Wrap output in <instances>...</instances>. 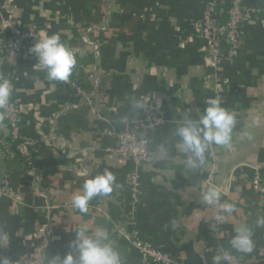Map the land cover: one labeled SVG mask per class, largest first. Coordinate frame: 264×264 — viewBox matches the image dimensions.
Masks as SVG:
<instances>
[{"label":"crops","instance_id":"0c3cea01","mask_svg":"<svg viewBox=\"0 0 264 264\" xmlns=\"http://www.w3.org/2000/svg\"><path fill=\"white\" fill-rule=\"evenodd\" d=\"M111 1L108 28L93 35L95 58L78 38L84 27L102 23L106 0H0V6L8 3L4 14L15 25L32 26L39 37L60 36L75 57L74 78L91 95L63 111L71 92L34 67L30 50L17 65H0V77L13 86L9 102L19 109L20 135L35 144L29 167L16 154L7 125L0 129V187L4 180L9 185L0 195V255L15 264L63 257L75 232L86 227L91 236L106 230L122 264H138L139 257L118 230H135L176 264H212L221 250L232 254V264H264V226L256 225L264 217V198L249 182L257 174L264 184V0H245L238 56L216 73L196 32L204 0ZM209 99L235 116L232 148L210 145L204 163L192 168L175 130L187 116L198 119ZM146 113L160 121L142 129L154 161L140 167L141 195L132 209V164L111 151L117 140L107 132ZM105 170L115 176L113 191L89 201L86 213L74 209L73 195ZM212 186L222 203L235 207L215 234L209 225L218 209L202 199ZM242 224L253 232L248 254L229 243ZM42 225L48 226L47 242L34 238Z\"/></svg>","mask_w":264,"mask_h":264},{"label":"built area","instance_id":"2783aa9c","mask_svg":"<svg viewBox=\"0 0 264 264\" xmlns=\"http://www.w3.org/2000/svg\"><path fill=\"white\" fill-rule=\"evenodd\" d=\"M226 0H204V10L202 17L196 25L197 36L204 42L203 53L208 60L209 67L216 73L219 65L225 60H232L238 56L242 41V24L246 20L247 12L244 6L245 0H229L228 9L223 5ZM107 12L101 24L88 25L82 29L79 35V43L92 50L95 58H98V43L93 39L94 34L105 31L109 26L112 14V1L106 0ZM8 3L0 6V65L6 63L10 66L17 65L28 53L35 39L39 38L36 29L32 26L15 25L4 14ZM4 30H8L12 36L6 39ZM95 86H97V79ZM73 97L63 111L76 109L83 105L91 95L84 89L77 86L70 77L67 81H60ZM96 88V87H95ZM160 121L156 113H146L145 115L123 119L121 130L118 132H107L117 140V145L111 151L116 155L128 159L132 164V171L128 178L129 202L132 209L139 203L141 195V185L139 180L140 167L150 165L154 161V154L149 148L147 139L142 135V129L146 125L156 124ZM20 112L18 107L9 102L6 108L0 109V129L6 124L9 131L10 142L15 144L16 154L31 167V149L35 144L20 135ZM250 186L254 193L264 198V184L260 181L257 174L250 180ZM9 192L8 181H2L0 195ZM213 224V221L210 225ZM209 225V228H210ZM216 229L218 225H215ZM119 235L123 236L128 245L137 252L138 264H176V262L166 252L155 249L152 244L144 239L135 231L118 230ZM34 238L43 242L48 239V226L42 225L36 231Z\"/></svg>","mask_w":264,"mask_h":264},{"label":"clouds","instance_id":"9594fccd","mask_svg":"<svg viewBox=\"0 0 264 264\" xmlns=\"http://www.w3.org/2000/svg\"><path fill=\"white\" fill-rule=\"evenodd\" d=\"M35 56L34 67L46 73L49 81H67L72 74L76 60L73 52L61 42L57 34H43L35 39L30 48ZM11 82L0 77V109L6 108L12 94ZM136 107H142L137 104ZM236 125L233 113L222 106L218 99H209L207 107L198 119L188 116L175 130V135L180 139V148L187 156V163L192 168L203 164L205 152L210 145L232 148V134ZM115 176L105 170L85 180L82 190L72 197V207L81 213L88 211V203L94 197L108 195L113 191ZM203 201L218 209L213 217L210 230L215 234V225L224 222L226 215L231 214L235 207L229 203L221 202V191L215 186L209 187L202 193ZM257 227L264 226V217L256 221ZM252 229L247 224H242L234 229L230 240L231 249L240 253H251L254 249ZM69 248L63 257L53 255L50 259L41 257V264H122L120 253L110 241L104 228H97L95 235H88L87 228L82 227L75 232V238L70 242ZM234 257L229 251L221 250L220 255L212 258V264H232ZM0 264H15L8 255H0Z\"/></svg>","mask_w":264,"mask_h":264},{"label":"trees","instance_id":"16d2710c","mask_svg":"<svg viewBox=\"0 0 264 264\" xmlns=\"http://www.w3.org/2000/svg\"><path fill=\"white\" fill-rule=\"evenodd\" d=\"M228 7H229V0H226L225 1V3H224V5H223V8L226 10V9H228ZM76 69V67L74 66V68H73V71H72V74L70 75V79L77 85V86H79V87H81V88H83L84 86H83V84L82 83H79L75 78H74V76H73V73H74V70ZM33 149H34V147L31 149V151H30V154H31V158H33ZM16 152V151H15ZM20 159V158H19ZM22 162H24L22 159H20ZM130 249L131 250H133L131 247H130ZM129 249V250H130Z\"/></svg>","mask_w":264,"mask_h":264}]
</instances>
